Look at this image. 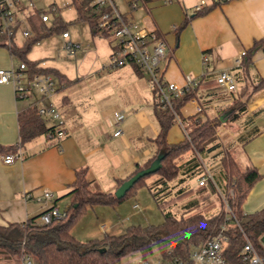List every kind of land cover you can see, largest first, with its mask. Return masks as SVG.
I'll return each mask as SVG.
<instances>
[{
  "label": "crops",
  "instance_id": "obj_1",
  "mask_svg": "<svg viewBox=\"0 0 264 264\" xmlns=\"http://www.w3.org/2000/svg\"><path fill=\"white\" fill-rule=\"evenodd\" d=\"M204 1V10L197 14L193 6L200 0H173L169 3L141 0L135 9H130L127 0H123L126 4L123 10L115 1L118 9L128 18L148 30L156 31L163 39L165 55L161 65L166 81L182 85L187 76H203V80L210 84L198 91V97L180 106V118L195 115L210 117L219 108L230 106L245 83L242 64L238 66L236 63L242 51L247 52L250 78H264V0ZM184 20L186 22L183 23ZM204 55L208 57L205 65L202 61ZM14 58L18 59L17 62ZM50 59L29 60H42V67L52 68L65 77L63 81L55 77L56 91L45 100L54 103L64 121L65 134L56 142L43 133L20 144L17 114L36 99V94L29 99H16L11 84L0 83L2 226L37 217L50 204L56 205L59 210H66L71 200L67 193L72 188L76 171L81 168H86L90 189L114 192L119 180L127 179L157 150L154 139L159 125L154 112V93L146 77L132 64L110 69L105 64L95 66L81 62L67 69L62 68V60ZM19 62H22L20 58L0 45V68L16 66ZM223 69L234 74L235 90L227 91L213 84L215 74ZM241 99L245 101V110L228 125L234 127L240 140L237 149L239 157L234 151L236 159L242 166H252L260 174L242 203L243 212L252 213L264 207V84ZM198 106L201 112L197 111ZM118 113L123 115L118 125L122 132L113 136ZM183 138L184 128L175 122L169 128L166 140L175 143ZM15 152L19 156L15 155L10 163L4 162L5 154ZM195 160L196 156L191 151L177 160L180 165L178 174L167 183L166 189L159 192L163 199L181 195L189 197L193 189L192 180L195 178L197 183L202 174H194L197 170ZM223 173L218 176L222 193L226 183ZM152 176L114 207H88L87 210L92 212H87L86 218L88 216L89 219L85 216L83 219L85 223H90L87 225L90 228L82 227L87 229V239L104 233H121L128 225H142L143 220H148L150 214L152 216V201L147 194H141V188H147L158 178ZM43 190L52 192L53 200L37 201L35 196ZM149 193L153 199L150 190ZM201 195L205 199V193ZM134 202L139 203L141 209H133ZM178 205L180 209H186L193 205V201L185 198ZM73 229L72 234L82 240ZM81 232L79 230V236ZM140 259L139 254L132 253L122 262L132 264ZM5 264H10V260H6Z\"/></svg>",
  "mask_w": 264,
  "mask_h": 264
},
{
  "label": "trees",
  "instance_id": "obj_2",
  "mask_svg": "<svg viewBox=\"0 0 264 264\" xmlns=\"http://www.w3.org/2000/svg\"><path fill=\"white\" fill-rule=\"evenodd\" d=\"M68 5L75 8L78 21L85 20L88 22L92 34L97 33L93 30L95 19L89 14L92 9L90 0H70ZM41 11L37 10L28 17L32 34L23 39L21 45H18L12 38L8 44L6 42L7 36L1 32L0 45L6 46L12 55L17 56L25 63L26 71L30 77L35 74L47 73L51 74L54 79L57 77L59 81H63L65 79L64 75L57 73L52 68L42 67L40 65L42 60H29L26 57L31 46L43 37L49 36L53 32L62 34L63 31L67 30L60 14L48 23L42 21ZM201 11H196V14ZM155 33L159 36L156 31ZM263 43L264 41H262ZM247 58V52L245 51L242 59V73L245 83L239 90V96L233 99L230 106L224 109V111L231 109L224 117L227 121L235 120L244 112L245 101L241 97L247 98L251 92L264 84V78L262 77L250 78ZM133 66L140 72L135 65ZM213 84H216L215 80H213ZM208 85L210 84L202 80L197 87L175 98L172 108H161L157 96L154 94V112L159 125L158 134L154 139L157 150L146 164L141 167L138 166L132 174L147 167L157 153L164 150L165 155L161 159V165L156 172L142 176L122 197L117 198L114 192H100L90 189L86 177V168L78 169L72 188L67 193L71 200L65 210V216L53 219L50 223H41L37 220L39 214L37 217L24 222L9 223L6 226L0 225V254L8 260L14 258L21 260L23 255L29 254L33 264H121L122 259L129 254L137 253L144 259L153 255L155 251L158 252V257L164 259L177 258L185 260L191 248L203 243L220 228L224 220V203L222 199L220 210L209 216L202 211L179 217L170 212H163V220L160 223L128 225L121 233H104L100 237L84 241L77 239L72 234L71 229L88 207L96 205L114 207L120 204L135 188L145 183L144 179L146 177H150L152 174H158V178L148 184L147 188L150 190L156 205L160 208L164 206L167 199H163L162 194L159 192L166 189L167 183L178 174L180 169L177 161L178 157L190 151L195 155L200 154L218 145L214 143L217 138L216 128L222 124L220 115L223 112L212 119H202L198 115L181 118L184 138L175 143H168L166 140L169 128L175 123L174 111L179 114L180 106L197 96L198 91ZM17 120L20 144L45 133L50 128L33 105L19 111ZM194 163L197 166L194 174L200 173L198 160H195ZM219 164L226 177L224 196L227 204L237 218H244L242 228L252 242L257 245L259 236L264 234V207L252 213H244L242 203L250 187L259 178L260 174L252 166H242L236 156L232 152L229 153V151L222 154ZM123 181L119 180L118 186ZM230 190L232 193H229ZM226 234L228 237L227 259L231 262H237V253L244 241L243 235L235 225H229Z\"/></svg>",
  "mask_w": 264,
  "mask_h": 264
},
{
  "label": "built area",
  "instance_id": "obj_3",
  "mask_svg": "<svg viewBox=\"0 0 264 264\" xmlns=\"http://www.w3.org/2000/svg\"><path fill=\"white\" fill-rule=\"evenodd\" d=\"M141 0H127L130 9L138 7ZM165 3L173 0H163ZM69 4V3H68ZM92 9L90 15L95 22L93 30L103 36H106L112 42L109 62L107 67L112 69L125 64L135 65L140 73L146 77L149 88L157 96L158 104L161 108H172L173 100L178 98L191 89L197 87L204 79L203 76H187L184 84L178 85L174 82L166 81L163 78L161 62L165 55V44L155 31L148 30L138 22L127 18L125 13L121 12L115 0H90ZM205 5L204 0L193 6L194 12L199 11ZM37 10H42L41 19L50 23L54 17L59 14V7L56 4H50L47 8H40L35 5L33 0H0V32L7 36L6 42L9 44L11 38L14 40L19 30L22 39L32 34L28 17ZM62 48L66 54L75 57L80 43L70 39L69 32L63 31ZM264 49V43L262 45ZM245 51H242L236 59L238 66L242 64ZM208 57L203 56L204 65ZM24 62H19L16 66L11 65L8 68H0V83L11 84L16 99H29L36 94V99L31 102L35 106L37 113L45 120L50 127L45 132L47 138L57 141L62 138L64 132V121L58 108L51 101H46L56 91V80L51 74L42 73L29 76ZM207 74V73H206ZM216 85L223 87L227 91H233L237 88L234 74L223 69L214 76ZM201 107L197 111L201 112ZM123 115L118 113L114 121L113 136L119 135L122 131L118 126ZM174 119L183 127L179 114L174 111ZM15 155L19 153H7L3 160L6 163L12 162ZM203 174V173H202ZM197 179L198 185H204L207 180L211 181V176L202 175ZM212 182V181H211ZM229 193H232L230 190ZM54 195L52 192L43 190L41 194L35 196L37 201H51ZM224 203V220L220 228L209 236L203 243L190 249L185 260L172 258L164 259L157 257L152 260L140 259L132 264H264V234L260 235L255 245L245 234L242 228L244 218H237L227 204L224 193L221 195ZM133 209H141L137 202L132 204ZM65 210H59L56 205L50 204L39 215L41 223H50L53 219L65 216ZM229 225H235L243 235L244 241L238 250L237 262H231L227 259L228 237L226 230ZM103 226H101L102 228ZM22 264H33L29 254L21 257Z\"/></svg>",
  "mask_w": 264,
  "mask_h": 264
},
{
  "label": "rangeland",
  "instance_id": "obj_4",
  "mask_svg": "<svg viewBox=\"0 0 264 264\" xmlns=\"http://www.w3.org/2000/svg\"><path fill=\"white\" fill-rule=\"evenodd\" d=\"M115 1L120 10L125 8L126 4L122 2L123 0ZM33 2L37 7L40 8H47L50 4H56L59 7L61 19H63L65 22L66 29L70 34V39L79 42L80 48L77 50L75 57L67 55L65 50L62 48L63 39L61 34L59 32H53L51 35L43 37L31 46V49L26 54L29 59L35 58L51 60L50 58L53 57L54 60H62V68L67 69H70V67L72 68V66L75 67L76 64L81 62L87 63V65L93 63L95 66L98 64H108L112 42L108 37L99 33L92 34L89 24L85 20L78 21L75 8L71 5H68L70 0H33ZM14 40L18 45L22 44L23 39L19 35V30ZM17 60V58H14L15 62H17ZM227 107L219 108L216 111L217 113L214 112L212 115H210V117L202 116L201 118L212 119L221 112H225L224 109ZM222 124L224 125H218L216 128L217 138L214 143H217L218 145L208 151L195 155L196 160H198L199 163V172H202V175L211 176L212 182L207 180L204 185H198L196 183V179L194 178L191 183L193 189L191 190L192 192H189V197H184L182 195L168 197L167 201L164 203V206L161 208L158 207L150 197L149 190L146 187H142L141 194H147V196H149L152 201V216L150 214V218H148V220H143L141 222L143 223L142 225H146L148 223H160L163 220V212H170L179 217L181 215L186 216L197 211H202L205 215L209 216L220 210L221 195L223 190L221 188L222 186L219 187L218 176L219 174H222L223 170L219 164V159L221 158L222 154L227 153V151L234 154V151L239 149L240 144V140L237 137L234 127L228 125L229 121L223 120ZM237 152V157H239L240 152ZM179 158H181V156L178 157V159ZM152 175H150L152 178H156V176H158V174ZM147 179L148 177H146L144 180L147 182ZM202 193H205V199L202 198ZM142 198H144V196H142ZM185 198H188V201L190 202L193 201V205H189L186 209H180L178 202L180 203L184 201ZM138 200L141 201L140 198H138ZM87 212L90 214L92 211L90 209L86 210L85 213L72 226V229L74 228L73 230L78 233V237H80L82 240H86L89 237L85 234L87 229H82L83 226L87 228L89 227L87 225L90 224L85 223V219H83L84 216L86 218ZM79 230L82 231L80 236ZM158 256V252L155 251L153 255L147 256L144 259L152 260ZM6 260L8 259H5L0 254V264H5ZM9 260L10 264H22L19 258ZM122 264H124V262H122Z\"/></svg>",
  "mask_w": 264,
  "mask_h": 264
},
{
  "label": "water",
  "instance_id": "obj_5",
  "mask_svg": "<svg viewBox=\"0 0 264 264\" xmlns=\"http://www.w3.org/2000/svg\"><path fill=\"white\" fill-rule=\"evenodd\" d=\"M231 111V109L223 112L220 115V119L223 121L225 120L224 117ZM165 155V151L164 150H160L156 157L150 162V164L145 167L142 168L138 171H136L134 174H132L130 177H128L127 179H125L115 190H114V194L117 198L122 197L126 191H128L132 185L142 176L147 175V174H151L156 172L160 165H161V159L164 157ZM262 239H264V236L262 237Z\"/></svg>",
  "mask_w": 264,
  "mask_h": 264
}]
</instances>
